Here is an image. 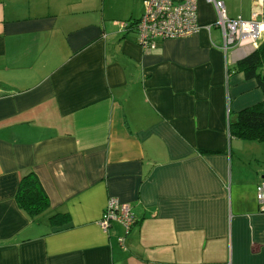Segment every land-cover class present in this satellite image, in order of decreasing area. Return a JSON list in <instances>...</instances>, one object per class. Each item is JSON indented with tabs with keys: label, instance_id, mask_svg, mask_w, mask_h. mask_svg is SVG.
<instances>
[{
	"label": "crops",
	"instance_id": "0c3cea01",
	"mask_svg": "<svg viewBox=\"0 0 264 264\" xmlns=\"http://www.w3.org/2000/svg\"><path fill=\"white\" fill-rule=\"evenodd\" d=\"M219 1L232 18L258 9ZM93 2L0 0V264H264V141L227 131L264 99L229 73L249 51L225 53L214 27L145 51L118 25L142 11L109 20ZM197 8L215 22L213 4ZM30 171L49 199L34 220L15 200ZM112 197L135 217L127 231L99 225Z\"/></svg>",
	"mask_w": 264,
	"mask_h": 264
},
{
	"label": "built area",
	"instance_id": "2783aa9c",
	"mask_svg": "<svg viewBox=\"0 0 264 264\" xmlns=\"http://www.w3.org/2000/svg\"><path fill=\"white\" fill-rule=\"evenodd\" d=\"M200 0H141L143 7L136 21L118 22L121 31H133L137 44L145 51L156 47L158 41L178 39L191 36L204 28L210 31L213 27L220 32V48L227 53L233 49L252 52L264 39L257 16L262 10V0H251L258 6L252 11L249 19L240 16L232 18L226 13L225 6L219 0H203L213 4L216 20L210 24L198 21L197 4ZM256 200L264 211V181L256 187ZM121 223L126 231L135 223V217L127 203L117 198H109L99 220L102 229L107 230L111 222ZM122 242V239H119Z\"/></svg>",
	"mask_w": 264,
	"mask_h": 264
},
{
	"label": "trees",
	"instance_id": "16d2710c",
	"mask_svg": "<svg viewBox=\"0 0 264 264\" xmlns=\"http://www.w3.org/2000/svg\"><path fill=\"white\" fill-rule=\"evenodd\" d=\"M241 71L246 79L255 80L264 96V41L256 49L240 59L230 72ZM227 131L230 136L243 140L264 141V99L234 114L228 120ZM15 200L30 219L34 220L49 208V199L38 177L32 171L19 180ZM47 222L54 230L68 224V215L55 211L47 216Z\"/></svg>",
	"mask_w": 264,
	"mask_h": 264
},
{
	"label": "rangeland",
	"instance_id": "374dc122",
	"mask_svg": "<svg viewBox=\"0 0 264 264\" xmlns=\"http://www.w3.org/2000/svg\"><path fill=\"white\" fill-rule=\"evenodd\" d=\"M107 6L104 9V11H102V13L104 14V16H106L105 18L112 20V19H121L120 16H118L119 14H122L118 11L119 10V5H124V6H128L129 10L132 11V15L134 16H139V14L141 13V11L143 10L142 4L140 2H137L136 0H106ZM93 5L95 6H99V14L101 12V7H102V0H94ZM118 7V8H117ZM130 13V12H129Z\"/></svg>",
	"mask_w": 264,
	"mask_h": 264
},
{
	"label": "clouds",
	"instance_id": "9594fccd",
	"mask_svg": "<svg viewBox=\"0 0 264 264\" xmlns=\"http://www.w3.org/2000/svg\"><path fill=\"white\" fill-rule=\"evenodd\" d=\"M260 28H261V31H264V24H262L261 26H260ZM258 46V45H257Z\"/></svg>",
	"mask_w": 264,
	"mask_h": 264
}]
</instances>
